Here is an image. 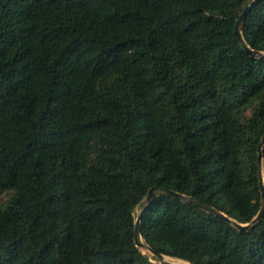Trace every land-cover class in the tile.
<instances>
[{
    "label": "trees",
    "instance_id": "trees-1",
    "mask_svg": "<svg viewBox=\"0 0 264 264\" xmlns=\"http://www.w3.org/2000/svg\"><path fill=\"white\" fill-rule=\"evenodd\" d=\"M251 1L0 0V264H162L135 243L154 186L257 215ZM242 34L264 51V0ZM141 234L191 264H264V216L240 231L157 195Z\"/></svg>",
    "mask_w": 264,
    "mask_h": 264
},
{
    "label": "water",
    "instance_id": "water-1",
    "mask_svg": "<svg viewBox=\"0 0 264 264\" xmlns=\"http://www.w3.org/2000/svg\"><path fill=\"white\" fill-rule=\"evenodd\" d=\"M256 1L257 0H252L251 3L245 8V10L240 15V17L236 23V26H235V33L238 36V38L242 41V43L244 44V47L246 48V50L250 54H252V56L257 57V58H264V51L252 49L248 44H246V41H245L243 34H242V28H243V24H244V21L246 19L247 13L252 8V6L254 5V3ZM263 148H264V135L260 141L259 149H258V165H259V174H260V183H261V207H260V210L258 211L257 215L250 222H248V223L238 222L236 219L230 217L229 215L220 211L216 207H214V206H212V205H210V204H208V203H206V202H204V201H202V200H200L194 196L186 195V194H183V193H180L178 191L171 190V189L160 188V187L154 186V187L149 189L147 195L144 198V202H146V205L141 209L140 213L136 217V221H135V243H136V246L141 251H143L144 249L150 250L152 255L160 260V263H162V264L167 263L164 261L166 255L161 254V253H157L156 250L151 248L145 241H143V237L141 234V220L143 218L144 212H145L147 206L152 202L153 198L157 195L169 196V197H173V198L178 199V200H182L183 202H186V203H193V204L199 206L200 208H202L203 210L209 212L210 214H213L215 216H218V217L228 221L229 223L233 224L236 228H238L240 231H246L249 228H251L252 226H254L264 216ZM144 254L148 255L147 253H144Z\"/></svg>",
    "mask_w": 264,
    "mask_h": 264
},
{
    "label": "rangeland",
    "instance_id": "rangeland-1",
    "mask_svg": "<svg viewBox=\"0 0 264 264\" xmlns=\"http://www.w3.org/2000/svg\"><path fill=\"white\" fill-rule=\"evenodd\" d=\"M141 209H142V204H140V205L135 209V216H136V217H137V215L140 213ZM142 250H143V249H142ZM142 252L147 253L149 256H153L151 252L148 253L149 251L146 252L145 250H143ZM164 261L167 262V263H171V264H177V263H175L176 261L173 260V258H170V256H165V260H164Z\"/></svg>",
    "mask_w": 264,
    "mask_h": 264
},
{
    "label": "bare ground",
    "instance_id": "bare-ground-1",
    "mask_svg": "<svg viewBox=\"0 0 264 264\" xmlns=\"http://www.w3.org/2000/svg\"><path fill=\"white\" fill-rule=\"evenodd\" d=\"M143 241H144V239H143ZM146 252H148V253H150V250H148V249H144ZM170 258H173V260H175L176 262L175 263H177V264H190L188 261H186V260H183V259H179V258H174V257H170Z\"/></svg>",
    "mask_w": 264,
    "mask_h": 264
}]
</instances>
